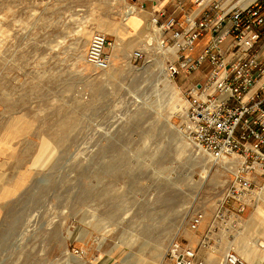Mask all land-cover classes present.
I'll list each match as a JSON object with an SVG mask.
<instances>
[{
    "label": "rangeland",
    "instance_id": "obj_1",
    "mask_svg": "<svg viewBox=\"0 0 264 264\" xmlns=\"http://www.w3.org/2000/svg\"><path fill=\"white\" fill-rule=\"evenodd\" d=\"M132 4L0 0V155L13 172L0 249L41 250L46 264H146L160 251L156 264H172V240L224 201L235 166L185 129L205 77H172L173 57L148 45L135 58L147 36L124 23ZM102 22L114 75L86 59Z\"/></svg>",
    "mask_w": 264,
    "mask_h": 264
},
{
    "label": "built area",
    "instance_id": "obj_2",
    "mask_svg": "<svg viewBox=\"0 0 264 264\" xmlns=\"http://www.w3.org/2000/svg\"><path fill=\"white\" fill-rule=\"evenodd\" d=\"M196 2L201 9L185 20L154 16L152 22L159 35L147 34L145 44L133 55L144 57L145 45H169L173 58L167 70L172 77L196 71L208 62L205 78L189 91L185 129L193 143L213 159L239 158L234 179L215 214L224 219L230 211L226 204L236 200L243 210L245 195L256 187L253 176H264V0L231 8L218 1ZM201 39L205 42L198 45ZM112 44L106 33L95 32L86 59L97 68L109 67L107 48ZM203 218L202 211L193 215L190 228L197 229ZM74 250L76 255L85 253L82 248ZM167 255L172 264H203L198 248L179 238L172 240ZM225 260L248 264L233 251Z\"/></svg>",
    "mask_w": 264,
    "mask_h": 264
},
{
    "label": "crops",
    "instance_id": "obj_3",
    "mask_svg": "<svg viewBox=\"0 0 264 264\" xmlns=\"http://www.w3.org/2000/svg\"><path fill=\"white\" fill-rule=\"evenodd\" d=\"M135 11L127 14L124 23L133 33L148 34L153 32L152 18L154 16L165 20L175 17L185 20L189 14L201 9L196 0H131ZM218 1L225 8L245 7L255 0H209ZM201 39L198 45H203ZM208 62L203 67L193 71L194 77H205ZM181 74H190L182 72ZM180 74V75H181ZM200 81V80H198ZM12 167L3 164L0 155V228L5 223L2 210L8 197L9 178ZM255 188L244 197L245 208L239 210V202L232 200L226 204L228 214L224 219L203 218L197 229H191L185 234L189 244L198 248V259L203 264H230L225 260L228 252H235L248 264H264V176H253ZM207 242V245L203 243ZM45 252L26 249H0V264H46Z\"/></svg>",
    "mask_w": 264,
    "mask_h": 264
},
{
    "label": "bare ground",
    "instance_id": "obj_4",
    "mask_svg": "<svg viewBox=\"0 0 264 264\" xmlns=\"http://www.w3.org/2000/svg\"><path fill=\"white\" fill-rule=\"evenodd\" d=\"M129 10L133 11V7H129ZM135 10V9H134ZM107 27V24L102 22L100 24V28L102 29V32H105V29ZM115 32H118V27L116 25L113 26ZM150 41L152 42V44H154L155 41H153L152 39H150ZM149 47H154V48H159L162 50V52L164 53V55H169L171 57H173V48L172 47H163L162 45H158L155 43V46L154 45H150ZM106 70V74L108 75H114V71L110 68V67H107L105 68ZM220 161H222L223 165L225 167H229V168H232L234 167L238 162H239V158L237 156H233V157H225V158H222L220 159ZM161 254L160 251H156L155 252V258L154 259H150L146 262V264H156V260L158 258V256Z\"/></svg>",
    "mask_w": 264,
    "mask_h": 264
}]
</instances>
